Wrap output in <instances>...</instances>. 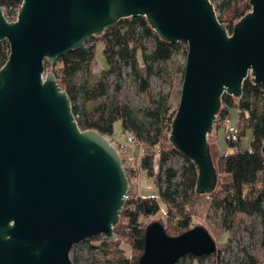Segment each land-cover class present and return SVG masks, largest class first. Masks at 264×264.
Here are the masks:
<instances>
[{
	"label": "water",
	"instance_id": "95a60500",
	"mask_svg": "<svg viewBox=\"0 0 264 264\" xmlns=\"http://www.w3.org/2000/svg\"><path fill=\"white\" fill-rule=\"evenodd\" d=\"M228 30L212 0H22L15 19L0 5V264H73L81 240L116 238L130 187L119 147L82 129L67 91L46 63L124 18L144 16L159 36L187 44L174 148L196 165V192L217 185L209 136L227 93L240 98L248 76L264 84V0ZM264 154V141L262 144ZM217 240L203 225L173 235L154 220L138 264H175L209 255Z\"/></svg>",
	"mask_w": 264,
	"mask_h": 264
},
{
	"label": "trees",
	"instance_id": "16d2710c",
	"mask_svg": "<svg viewBox=\"0 0 264 264\" xmlns=\"http://www.w3.org/2000/svg\"><path fill=\"white\" fill-rule=\"evenodd\" d=\"M21 3L22 0H0V5L5 7L9 18H14L15 10ZM250 9V0H224L219 19L231 30L233 24ZM90 38H97V42L70 51L53 63H46V69L54 71L59 84L69 94L79 126L82 129L95 128L109 135L117 144L129 179L128 197L114 226L115 240L103 239L102 234H99L96 237L99 243L93 244V247H99L106 256L104 260L111 264H138V258L144 250L145 229L150 222L159 220L173 235L197 224L205 226L196 221L195 212L199 200L209 197L214 206L221 209V225L215 238L227 233L239 214L257 215L263 227L260 244L264 250V84L256 83L248 76L243 83L240 98L227 93L222 95L213 131L217 126L224 127L229 111L235 110L238 117V140L228 142L230 150L219 152L217 159L213 160L218 174L215 189L208 195L198 193V170L195 163L175 149L168 137L178 106L169 105L167 94L161 93L155 98L147 94L152 75L163 74L166 78H171L169 63L177 43L162 39L144 16L121 19L113 27ZM147 39L154 41L149 52L145 45ZM8 54L9 43L6 40L0 41V68ZM98 54L101 55V60L98 59ZM94 60L104 71L103 76L94 85L79 83L76 75L80 72L91 73ZM121 61L133 67L138 88L145 95L148 106L137 110L128 103L112 101L87 109V102L108 96L111 88L108 76L116 73L121 77ZM137 63L144 67V74L136 72ZM181 71L183 73L184 68ZM119 88L120 85H117L116 89ZM117 120L121 122V128L126 134L132 131L136 141L147 145L148 150L137 164L144 175L157 179L158 194H140L139 182L132 166L133 158L130 153L128 158L123 157L127 137L124 140L113 137L114 123ZM248 135L249 145L245 146L243 142ZM175 154L183 156L185 160L180 172L173 166L166 165ZM187 255L190 264H203L210 256H196L192 253ZM249 258L251 264H264L252 256Z\"/></svg>",
	"mask_w": 264,
	"mask_h": 264
},
{
	"label": "rangeland",
	"instance_id": "374dc122",
	"mask_svg": "<svg viewBox=\"0 0 264 264\" xmlns=\"http://www.w3.org/2000/svg\"><path fill=\"white\" fill-rule=\"evenodd\" d=\"M212 1L219 16L224 0ZM4 13L7 14L8 12L5 10ZM96 42L97 38H89L85 41L84 45L89 46ZM145 45L149 52L154 46V41L152 39H147ZM186 52L187 44L184 42L177 43V48L169 63L171 78H166L163 74L152 75L149 80L148 96L155 98L161 93L167 94L169 105L178 106L183 79L181 68H184L185 65ZM98 57V59H102L100 54H98ZM119 66L122 72L121 77H118L116 73H112L108 76L111 84L108 96L87 102L85 105L87 109H93L102 103L109 104L112 101L128 103L137 110L148 106L145 95H143L138 88V79L136 78L133 67L124 64L123 61L120 62ZM103 72L98 62L94 60L91 73L87 74L80 72L76 75V80L79 83L87 82L90 85H94L103 76ZM136 72L144 74V67L137 63ZM117 85H120L119 89H116ZM231 113L236 122L238 118L237 112L231 110ZM225 132L226 125L224 127L217 126L216 130L209 136L212 144L211 154L213 160L217 159V154L219 152L230 150L228 148L229 143L226 140ZM125 136L126 133L121 128V122L119 120L115 121L113 137L124 140ZM243 143L244 145H249V135L245 137ZM138 149L139 148L134 144H126L123 147V157L128 158L130 153L133 158L132 166L135 168L136 180L139 182L140 193L142 195H156L159 193V183L155 177L144 175L137 165L139 155L143 156L145 154V152L140 154ZM184 164L185 160L183 156L178 154L172 155L166 163L167 166H173L179 172ZM161 205L162 210H164L162 202ZM195 219L197 222L203 223L214 237L218 235L222 220L221 209H217L209 197H203L197 203ZM262 229L263 227L259 216L239 214L234 220L231 229L219 238H215L218 245L217 250L210 254V256L204 260L203 264H251L250 256L264 262V250L260 244ZM96 237L97 236H93L81 240L73 245L70 254L73 264H111L104 260L106 256L99 247H93V244L99 243ZM101 238L104 239L106 237L102 235ZM98 259H100V261ZM182 262H184V264H190L189 256H183L175 264H181Z\"/></svg>",
	"mask_w": 264,
	"mask_h": 264
},
{
	"label": "built area",
	"instance_id": "2783aa9c",
	"mask_svg": "<svg viewBox=\"0 0 264 264\" xmlns=\"http://www.w3.org/2000/svg\"><path fill=\"white\" fill-rule=\"evenodd\" d=\"M18 9L15 10V15L14 18H8L9 19H15L17 15ZM225 107V105L223 106ZM127 137V144H134L136 145L139 149V153L141 154L142 152H146L148 150V147L146 144L136 141L135 140V135L132 131L127 132L126 134ZM225 137L227 142H232V141H237L238 140V134H237V122L234 121L231 110L229 111V115L226 118V132H225ZM142 157V155H139V158ZM138 158V160H139ZM138 165V164H137ZM128 197V194L126 198Z\"/></svg>",
	"mask_w": 264,
	"mask_h": 264
},
{
	"label": "crops",
	"instance_id": "0c3cea01",
	"mask_svg": "<svg viewBox=\"0 0 264 264\" xmlns=\"http://www.w3.org/2000/svg\"><path fill=\"white\" fill-rule=\"evenodd\" d=\"M210 142H211V141H210ZM245 146H247V145H245ZM228 148L230 149V147H228ZM140 180H141V179H140ZM140 180H139V181H140ZM139 192H140V189H139ZM140 194H141V193H140Z\"/></svg>",
	"mask_w": 264,
	"mask_h": 264
}]
</instances>
